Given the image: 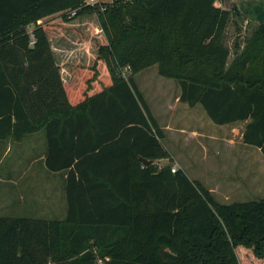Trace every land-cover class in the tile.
Segmentation results:
<instances>
[{"label": "trees", "instance_id": "1", "mask_svg": "<svg viewBox=\"0 0 264 264\" xmlns=\"http://www.w3.org/2000/svg\"><path fill=\"white\" fill-rule=\"evenodd\" d=\"M217 1L0 0V140L43 130L44 162L63 176L66 201L63 219L0 216V264L264 263V199L223 203L173 172L135 78L157 65L214 123L249 120L244 142L264 154V23L235 39L229 62L226 30L244 15ZM93 13L107 42L93 66L78 67L74 89L44 23Z\"/></svg>", "mask_w": 264, "mask_h": 264}, {"label": "rangeland", "instance_id": "2", "mask_svg": "<svg viewBox=\"0 0 264 264\" xmlns=\"http://www.w3.org/2000/svg\"><path fill=\"white\" fill-rule=\"evenodd\" d=\"M232 1L236 4L231 0H220L217 5L226 6L228 9L237 5L242 15L244 11L245 13L248 11L246 16H249L251 11L255 14L264 11V3L259 0L255 1L258 3L250 0ZM256 4L263 5L259 7ZM255 6L262 10L255 11ZM44 26L51 39L61 73L63 72L67 78L69 76L66 72L73 67L93 66L98 58L100 46L107 42L95 13L73 16L68 19L62 15L55 16L48 18ZM255 26V24L247 23L245 17L232 18L225 34V43L231 50V61L239 51L235 45V39L241 38L240 41H242L251 34ZM29 30H33V27ZM91 53H93L92 58ZM127 66L130 65L124 66L123 70ZM132 72L133 69L130 66L127 74ZM76 78L83 80L79 72ZM135 78L154 116L165 132V145L174 156L172 163L177 164L179 169H184L192 179L201 181L211 191L214 186L218 187L221 181H218L214 167L217 168L220 163L217 152L220 150L226 153V147L220 144L221 139L218 140L216 137L222 138L226 135L227 126L214 123L202 104L190 106L188 103L178 101L181 90L179 84L176 80L161 76L157 65L137 71ZM71 82L70 77L68 84ZM7 147L5 145L0 149V171L4 177H10L16 181V185L14 182L8 183L15 196L7 199L3 198L0 193V216L41 217L46 214L48 218L63 219L66 215V201L65 196L62 198L58 187L61 174L56 175L48 170L44 160L40 157L41 152L47 150L44 131L28 135L21 141L11 139L8 150ZM215 160H217V165H213ZM167 162V160L161 161L162 164ZM11 166H15L16 170H9ZM51 185L58 189L53 196L48 197ZM21 194L23 198H20ZM214 195L220 202L229 204L263 198L256 190L245 194H232L229 197L225 179L222 180L220 193L216 192ZM245 252L244 249L241 251L243 258ZM255 264L261 263L256 262Z\"/></svg>", "mask_w": 264, "mask_h": 264}, {"label": "crops", "instance_id": "3", "mask_svg": "<svg viewBox=\"0 0 264 264\" xmlns=\"http://www.w3.org/2000/svg\"><path fill=\"white\" fill-rule=\"evenodd\" d=\"M219 1H217V4H219ZM250 1L253 3H258V2H255L256 0H250ZM259 1H261V3H264V0H259ZM231 2L235 3L232 0ZM256 5H259V7H261V5L263 4H256ZM222 7L228 9L226 6L222 5ZM259 7L255 6L254 7L255 11H261L262 9ZM243 13H244V17L247 23L249 22L255 25L259 23H264V11L263 10L260 13H256V14L251 11L249 13V16L245 15V14H248V11L247 13H245L244 11ZM53 52L56 56L54 48H53ZM92 55L93 53L90 54L91 58H92ZM231 57L232 56L230 55L229 62L231 61ZM78 72L79 71L77 67H73L69 69L66 72L67 75L69 76L68 78L64 76L63 72L61 73L63 81L66 86L70 85L74 89L78 87L79 82L81 80V79L76 78V75ZM70 77H71L72 82L71 84H68ZM180 94H181V90L177 98L178 101H180ZM248 122L249 120H244V121H238L235 123L225 124L227 126V134L224 135L222 138L216 137L218 140L221 139L220 144L226 147V153L219 150L217 152V155L219 156L220 163L217 165V160H215V163H213V165H217V168L216 166L214 167L215 169L214 171L218 177L217 178L218 181H221V184H219L218 187L214 186L212 188L213 193H216V192L220 193V188H222V180L225 179L226 187H227V196L230 197V195L232 194L233 195H239L242 193L245 194L252 190H256L259 196L260 197L263 196V199H264V154L262 153L260 148L255 147L253 145H249L244 142V138H243L244 131H245V128ZM10 140L11 139L0 140L2 141L0 142V149L4 148L5 145H7L8 146L7 150H8L10 148ZM44 153L45 152L43 153L41 152L40 154V157L43 160H44ZM11 169L16 170L15 166H11L9 170ZM55 174L59 175L60 173H55ZM12 182H14V184L16 185V181H13L10 177H4L2 175V172L0 171V193L2 194L3 198L9 199V198H13L12 196H15V194L13 195L12 190L10 189L11 186L8 184ZM53 185L49 186V188L50 187L51 188L49 191V195L47 196L48 197L53 196L59 187V191H61V195L63 198L64 196L63 176L61 175L60 185L58 187L53 186ZM23 197H24L23 194H21L20 198H23ZM5 207H7V205H5ZM63 212H64V207H63ZM42 216H46V214H43ZM51 216H54V215H51Z\"/></svg>", "mask_w": 264, "mask_h": 264}, {"label": "built area", "instance_id": "4", "mask_svg": "<svg viewBox=\"0 0 264 264\" xmlns=\"http://www.w3.org/2000/svg\"><path fill=\"white\" fill-rule=\"evenodd\" d=\"M97 2V0H87V3H90V4H94V3H96ZM76 14V11H72L71 12V15H75ZM31 32V38H35V35H34V33H33V31L31 30L30 31ZM129 68H130V66H127L126 68H125V72H127L128 70H129ZM125 76H126V74H125ZM179 168H178V165L177 164H173V166H172V171L173 172H176V170H178Z\"/></svg>", "mask_w": 264, "mask_h": 264}, {"label": "water", "instance_id": "5", "mask_svg": "<svg viewBox=\"0 0 264 264\" xmlns=\"http://www.w3.org/2000/svg\"><path fill=\"white\" fill-rule=\"evenodd\" d=\"M142 161L146 164V165H150L151 164V161L148 160V159H145V158H141Z\"/></svg>", "mask_w": 264, "mask_h": 264}]
</instances>
